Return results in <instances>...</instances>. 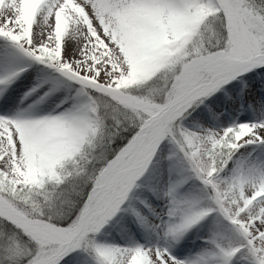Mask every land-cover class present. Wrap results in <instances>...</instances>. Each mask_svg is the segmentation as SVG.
Returning a JSON list of instances; mask_svg holds the SVG:
<instances>
[{
    "label": "snow or ice",
    "instance_id": "obj_1",
    "mask_svg": "<svg viewBox=\"0 0 264 264\" xmlns=\"http://www.w3.org/2000/svg\"><path fill=\"white\" fill-rule=\"evenodd\" d=\"M0 264H264V0H0Z\"/></svg>",
    "mask_w": 264,
    "mask_h": 264
}]
</instances>
